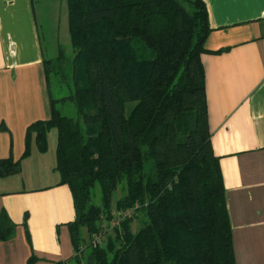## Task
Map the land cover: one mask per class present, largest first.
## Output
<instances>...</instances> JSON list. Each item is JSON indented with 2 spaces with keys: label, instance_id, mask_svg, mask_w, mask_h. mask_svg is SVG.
I'll return each instance as SVG.
<instances>
[{
  "label": "trees",
  "instance_id": "obj_1",
  "mask_svg": "<svg viewBox=\"0 0 264 264\" xmlns=\"http://www.w3.org/2000/svg\"><path fill=\"white\" fill-rule=\"evenodd\" d=\"M65 6L72 87L65 96H48L49 117L27 125L20 158L31 140L45 151L46 132L55 129L54 169L74 210L67 223L72 261L235 264L207 125L200 60L210 30L204 2L65 0ZM64 101L74 116L61 112L57 102ZM19 168V158L0 157V177ZM115 190L117 222L101 245L91 246L78 227L87 237L101 228ZM13 229L1 209L0 240Z\"/></svg>",
  "mask_w": 264,
  "mask_h": 264
},
{
  "label": "crops",
  "instance_id": "obj_2",
  "mask_svg": "<svg viewBox=\"0 0 264 264\" xmlns=\"http://www.w3.org/2000/svg\"><path fill=\"white\" fill-rule=\"evenodd\" d=\"M202 1L210 27L200 54L207 125L234 262L264 264V0ZM60 7L61 0H0V157L20 165L0 177V210L14 223L0 240V264H86L71 258L74 210L54 169V128L45 151L31 140L20 158L27 125L50 114L44 50L52 43L43 39Z\"/></svg>",
  "mask_w": 264,
  "mask_h": 264
},
{
  "label": "rangeland",
  "instance_id": "obj_3",
  "mask_svg": "<svg viewBox=\"0 0 264 264\" xmlns=\"http://www.w3.org/2000/svg\"><path fill=\"white\" fill-rule=\"evenodd\" d=\"M65 0H61V15L57 17V20L50 22V27L52 28L48 32V36L44 37V43L47 45L49 42L52 44L46 47L44 50V57L47 59L48 75H47V86L50 96L52 98H57L67 95L71 90L70 81V59L72 55V46L69 40V35L67 32L66 23V8ZM65 10V11H64ZM56 14L58 15V8L56 9ZM60 18V19H59ZM46 31L44 32V34ZM139 41V40H137ZM150 50L145 47L144 52L147 54ZM131 103L127 102L124 106V111L127 112ZM57 106L62 113L74 116L75 110L71 102L64 101L63 103H58ZM55 130V129H54ZM56 138V135H54ZM116 195V190L112 192L110 203H109V213L111 216L109 218H101V228L108 229L111 232V221L117 216V210L114 204V198ZM136 217L131 220V228H135L138 225ZM117 225V224H116ZM78 233L80 237H85L88 240L87 232L83 226L78 227ZM89 236V235H88Z\"/></svg>",
  "mask_w": 264,
  "mask_h": 264
},
{
  "label": "built area",
  "instance_id": "obj_4",
  "mask_svg": "<svg viewBox=\"0 0 264 264\" xmlns=\"http://www.w3.org/2000/svg\"><path fill=\"white\" fill-rule=\"evenodd\" d=\"M117 221L114 219L111 221L112 224H115ZM107 229L105 228H99L96 231L92 232L89 237L87 242L91 245V246H98L101 245L105 239V235H106Z\"/></svg>",
  "mask_w": 264,
  "mask_h": 264
}]
</instances>
